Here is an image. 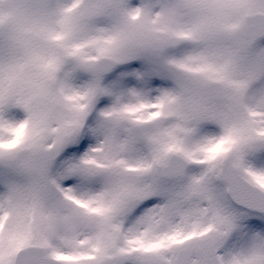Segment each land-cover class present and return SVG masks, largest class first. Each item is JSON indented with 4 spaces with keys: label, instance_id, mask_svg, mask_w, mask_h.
Segmentation results:
<instances>
[{
    "label": "snow or ice",
    "instance_id": "1",
    "mask_svg": "<svg viewBox=\"0 0 264 264\" xmlns=\"http://www.w3.org/2000/svg\"><path fill=\"white\" fill-rule=\"evenodd\" d=\"M258 41L264 0H171L156 10L0 0V163L24 177L0 192V264H264V236L224 248L234 223L213 190L222 183L235 196L250 185L264 205V172L247 167L248 153L264 148ZM134 59H158L176 86L107 85L103 73ZM100 107V133L83 151ZM11 109L24 118L10 122ZM204 121L220 134L194 140ZM187 166L201 174L128 222L156 181ZM78 181L93 190L78 191Z\"/></svg>",
    "mask_w": 264,
    "mask_h": 264
},
{
    "label": "rangeland",
    "instance_id": "2",
    "mask_svg": "<svg viewBox=\"0 0 264 264\" xmlns=\"http://www.w3.org/2000/svg\"><path fill=\"white\" fill-rule=\"evenodd\" d=\"M58 2H65V0H58ZM114 2L123 5L126 9L132 10L135 8H149L156 10L160 5L167 4L171 0H114ZM98 23L103 25L107 18L98 17ZM257 49H264V41H258L256 45ZM174 50H169L170 54ZM66 72L74 81L86 80L87 74L73 71L69 66L66 68ZM109 86L124 85L128 88H135L139 86L146 93H157L160 91L168 90L176 86V80L170 71L158 60H143L134 59L124 64H120L119 67L112 72L109 76L103 77ZM132 80V84L126 82ZM151 80L155 83L152 84ZM161 82L163 84L161 85ZM169 88H168V87ZM165 88V89H163ZM264 90V80L258 81L254 85V91ZM101 99L107 100L108 97H102ZM97 115L92 116V123L88 126L89 132L87 139L90 142L83 151H87V147L91 146V143L96 141L97 135L100 133V125L98 121V113L103 111V107L98 108ZM10 113H18V115H9L10 122H19L24 118V114L20 109H11ZM220 134V129L217 124L212 121H204L200 123L193 135L194 140L214 138ZM84 143V136L76 140L75 143L69 147L75 149L79 148L80 144ZM67 150V149H66ZM82 154V153H81ZM63 155V154H62ZM77 155V154H73ZM73 156H65L63 160H59V163L55 165L52 170V174L60 176L62 173L64 164L66 161L71 160ZM247 167L254 172H264V148H257L252 150L247 155ZM201 169L198 166H191L184 178H176L171 180L159 179L154 184V194L142 200L137 209H134L129 216L128 222H134L135 219L143 215V212L148 208L155 207L163 202V200L174 194L181 187L186 177H196L201 174ZM69 179H74L69 176H62L61 183L63 184ZM24 177L19 172L10 166L0 163V192L6 191L8 188L15 184L23 183ZM74 187L80 192H89L93 188L89 183L84 181H78ZM225 186L222 183H217L213 186V190L216 196L219 198L222 206L227 210L229 216L232 218L234 227L224 241V248L231 250L243 246L255 237L264 236V215H258L255 213L247 212L234 206L228 196L225 193Z\"/></svg>",
    "mask_w": 264,
    "mask_h": 264
},
{
    "label": "water",
    "instance_id": "3",
    "mask_svg": "<svg viewBox=\"0 0 264 264\" xmlns=\"http://www.w3.org/2000/svg\"><path fill=\"white\" fill-rule=\"evenodd\" d=\"M117 67L118 65L115 68L111 69L110 71L103 73V76L110 74ZM190 167L191 166H187L186 168H184L181 174L179 175L173 174L167 177H163V179L183 178L185 177ZM256 192H258V189H255L250 185H245L244 187L238 188L236 190L235 196L229 194L228 192L227 193L231 201L234 202L238 207L244 208L248 211H252L258 214H264V205H262L261 202L254 196V193Z\"/></svg>",
    "mask_w": 264,
    "mask_h": 264
},
{
    "label": "bare ground",
    "instance_id": "4",
    "mask_svg": "<svg viewBox=\"0 0 264 264\" xmlns=\"http://www.w3.org/2000/svg\"><path fill=\"white\" fill-rule=\"evenodd\" d=\"M151 82H152V84H155L152 80H151ZM163 84V82H161V85ZM168 87V86H167ZM169 88V87H168ZM163 89H165V88H163ZM169 89H171V87L169 88ZM166 90V89H165Z\"/></svg>",
    "mask_w": 264,
    "mask_h": 264
}]
</instances>
